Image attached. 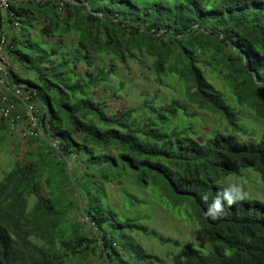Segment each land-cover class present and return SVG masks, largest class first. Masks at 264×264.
I'll return each mask as SVG.
<instances>
[{
	"label": "trees",
	"instance_id": "obj_1",
	"mask_svg": "<svg viewBox=\"0 0 264 264\" xmlns=\"http://www.w3.org/2000/svg\"><path fill=\"white\" fill-rule=\"evenodd\" d=\"M5 13L10 78L46 113L28 159L0 179V264H68L96 249L104 264H164L138 239L163 240L136 212L147 206L136 189L207 238V247L176 244L171 264H264L263 200L205 214L226 178L250 169L264 179V137L239 136L249 135L241 107L264 124V0H17ZM131 62L171 93L142 90L109 110L96 92L127 93L120 73ZM193 108L234 130L200 140ZM12 138L0 121V143ZM111 183L122 188L119 208Z\"/></svg>",
	"mask_w": 264,
	"mask_h": 264
},
{
	"label": "rangeland",
	"instance_id": "obj_2",
	"mask_svg": "<svg viewBox=\"0 0 264 264\" xmlns=\"http://www.w3.org/2000/svg\"><path fill=\"white\" fill-rule=\"evenodd\" d=\"M6 14L5 10L2 12ZM18 70V69H17ZM121 76L129 80L130 83L125 87L127 93H123L121 97H116L110 90H104L100 87L96 92L98 98L106 97L107 106L109 110H120L129 107L139 101V94L142 90L156 91L160 90L162 94H170L165 87H159L154 84V80L149 71H144V68H140V65L136 62H131L130 70L125 71L121 68ZM22 77H27L23 71L20 72ZM209 79H212L209 77ZM116 80V79H115ZM217 84V82L212 79ZM193 111L199 113V118L196 121V130L198 132L197 138L202 140L207 135H210L216 129L233 131L234 128L230 127L225 118L214 114L212 112L199 111L195 108ZM243 119L240 121V125L245 127V130L249 133L248 136L239 135L241 139H254L260 140L264 137V124L257 120L248 108H240ZM257 132L256 135L251 136V133ZM251 132V133H250ZM241 134V133H239ZM12 139L0 143V179L3 177L5 171L9 170L12 164L16 161L27 160V150L31 145H35L29 139L22 138L20 135L11 134ZM19 138L22 142V147L19 151H16L14 141ZM70 165H72L70 163ZM71 168V167H70ZM246 171L244 175L235 176L232 175L226 178L220 183L227 187L232 183H242L246 190L251 193V198H257L264 201V179L256 171ZM139 196L143 201H147L145 208L136 210L141 214V217L145 220L149 230H154L163 240L168 239L169 242L160 240L159 237L147 236L141 233L138 239L143 243L148 250L158 254L164 261V264H171L172 253L177 251L176 244H198L196 247L203 245L207 247L209 245L206 236L196 225L187 223L182 217H179L175 211L169 206H165L160 200H154L153 196L144 190V192H137L131 190ZM108 201L116 208L121 207L122 203V188L115 183L107 185ZM149 204V205H148ZM82 219V215L78 216ZM84 219H87L86 217ZM93 226V225H91ZM84 234L88 235V229L83 230ZM171 242V243H170ZM205 249V248H204ZM100 252L96 249V253H89L86 259H82L80 256L74 257L68 264H104V257L100 256Z\"/></svg>",
	"mask_w": 264,
	"mask_h": 264
},
{
	"label": "built area",
	"instance_id": "obj_3",
	"mask_svg": "<svg viewBox=\"0 0 264 264\" xmlns=\"http://www.w3.org/2000/svg\"><path fill=\"white\" fill-rule=\"evenodd\" d=\"M17 0H0V19L3 11ZM6 35L0 36V121L6 124L9 134H17L25 139H37L44 133L42 116L46 107L35 98V92L25 84L11 80L9 70L12 59L5 48ZM56 147V143H51Z\"/></svg>",
	"mask_w": 264,
	"mask_h": 264
},
{
	"label": "clouds",
	"instance_id": "obj_4",
	"mask_svg": "<svg viewBox=\"0 0 264 264\" xmlns=\"http://www.w3.org/2000/svg\"><path fill=\"white\" fill-rule=\"evenodd\" d=\"M250 198L251 193L246 190V187L242 183L229 184L222 190L221 193L216 196V198L210 204H208L205 214L210 219H218L224 215L225 205L231 207ZM201 199L205 203H207L208 195L206 193L203 194L201 196Z\"/></svg>",
	"mask_w": 264,
	"mask_h": 264
}]
</instances>
